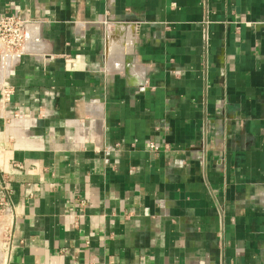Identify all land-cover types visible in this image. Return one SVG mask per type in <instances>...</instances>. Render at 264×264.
Masks as SVG:
<instances>
[{
	"label": "crops",
	"instance_id": "1",
	"mask_svg": "<svg viewBox=\"0 0 264 264\" xmlns=\"http://www.w3.org/2000/svg\"><path fill=\"white\" fill-rule=\"evenodd\" d=\"M5 15L27 22L0 55V264H264V0Z\"/></svg>",
	"mask_w": 264,
	"mask_h": 264
},
{
	"label": "built area",
	"instance_id": "2",
	"mask_svg": "<svg viewBox=\"0 0 264 264\" xmlns=\"http://www.w3.org/2000/svg\"><path fill=\"white\" fill-rule=\"evenodd\" d=\"M27 20L20 16L5 15L0 18V55H18L22 51L25 42V24ZM12 91L9 88L3 90V99L9 102ZM151 150L159 151L160 147L154 143ZM3 196L0 198V239L2 247L9 252L12 248L14 233L15 207L8 191L6 182H2Z\"/></svg>",
	"mask_w": 264,
	"mask_h": 264
}]
</instances>
